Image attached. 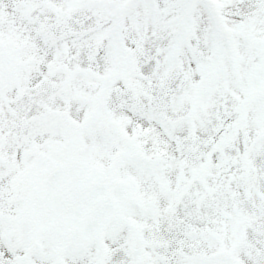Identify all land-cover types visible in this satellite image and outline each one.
<instances>
[{"label":"snow or ice","instance_id":"snow-or-ice-1","mask_svg":"<svg viewBox=\"0 0 264 264\" xmlns=\"http://www.w3.org/2000/svg\"><path fill=\"white\" fill-rule=\"evenodd\" d=\"M0 264H264V0H0Z\"/></svg>","mask_w":264,"mask_h":264}]
</instances>
